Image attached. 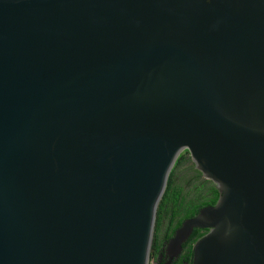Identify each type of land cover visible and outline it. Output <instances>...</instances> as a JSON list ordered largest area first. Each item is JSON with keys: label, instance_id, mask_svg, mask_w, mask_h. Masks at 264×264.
Instances as JSON below:
<instances>
[{"label": "water", "instance_id": "1", "mask_svg": "<svg viewBox=\"0 0 264 264\" xmlns=\"http://www.w3.org/2000/svg\"><path fill=\"white\" fill-rule=\"evenodd\" d=\"M184 151L169 261L264 264V0H0V264H151Z\"/></svg>", "mask_w": 264, "mask_h": 264}, {"label": "trees", "instance_id": "2", "mask_svg": "<svg viewBox=\"0 0 264 264\" xmlns=\"http://www.w3.org/2000/svg\"><path fill=\"white\" fill-rule=\"evenodd\" d=\"M186 153L183 155V153ZM168 181L166 192L160 203L157 216V233L160 232L163 226V220L166 219V234L167 238L173 237L176 230L181 227L182 223L187 219L195 217L204 207L214 206L219 198V193L212 182L205 180L200 181L201 173L197 171L192 164L190 172H194V177L191 180L178 182V168L190 161L188 151H184ZM207 233L206 230L195 229L194 233L183 245V251L179 259L174 264H191L193 257V245ZM157 235L156 241L153 244L151 260L155 258V252L160 248V238Z\"/></svg>", "mask_w": 264, "mask_h": 264}, {"label": "flooded vegetation", "instance_id": "3", "mask_svg": "<svg viewBox=\"0 0 264 264\" xmlns=\"http://www.w3.org/2000/svg\"><path fill=\"white\" fill-rule=\"evenodd\" d=\"M191 163H192L191 161H188V162H186V165H190ZM194 175H195L194 172H189L186 175V178H185L186 181L193 179ZM181 176L183 177V174ZM200 181L203 182V181H205V179L203 177H201ZM165 234H166V232H165ZM171 238H167L165 236L163 241L160 243V248H158V250L155 252L156 256L153 259V260H155L154 264H174L179 259L180 256L174 258L172 261H169L170 259H169L168 253H167V248H168V242L170 241Z\"/></svg>", "mask_w": 264, "mask_h": 264}, {"label": "rangeland", "instance_id": "4", "mask_svg": "<svg viewBox=\"0 0 264 264\" xmlns=\"http://www.w3.org/2000/svg\"><path fill=\"white\" fill-rule=\"evenodd\" d=\"M186 153L184 152L183 155H185ZM190 157V156H187V158ZM191 161V159H190ZM192 162V161H191ZM192 164L191 163L190 165H182V167L178 168L177 170V174H178V182H181L183 181V177H184V180H186V175L190 172V168L192 167ZM194 165V164H193ZM195 167V166H194ZM183 174V177L181 176ZM157 223H158V220H157ZM166 226H167V221L166 219L163 220V226L161 227V230L159 233H157V224H156V231H155V237H154V242L156 241V237L157 235H159L158 237L160 238V242L163 241L164 237H165V230H166ZM155 263V260H151V264H154Z\"/></svg>", "mask_w": 264, "mask_h": 264}]
</instances>
